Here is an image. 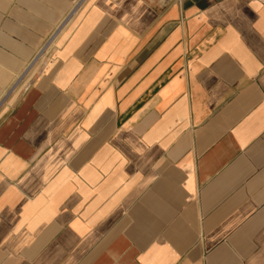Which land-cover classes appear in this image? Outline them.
<instances>
[{"label":"crops","instance_id":"1","mask_svg":"<svg viewBox=\"0 0 264 264\" xmlns=\"http://www.w3.org/2000/svg\"><path fill=\"white\" fill-rule=\"evenodd\" d=\"M0 264H264V0H0Z\"/></svg>","mask_w":264,"mask_h":264},{"label":"built area","instance_id":"2","mask_svg":"<svg viewBox=\"0 0 264 264\" xmlns=\"http://www.w3.org/2000/svg\"><path fill=\"white\" fill-rule=\"evenodd\" d=\"M39 55H40V53H39ZM39 55H37V57L33 60L32 64L36 62V60H37V58H38Z\"/></svg>","mask_w":264,"mask_h":264}]
</instances>
